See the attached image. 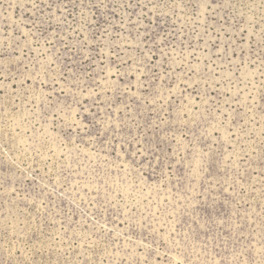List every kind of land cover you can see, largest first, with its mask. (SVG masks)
I'll return each instance as SVG.
<instances>
[{
	"label": "rangeland",
	"instance_id": "1",
	"mask_svg": "<svg viewBox=\"0 0 264 264\" xmlns=\"http://www.w3.org/2000/svg\"><path fill=\"white\" fill-rule=\"evenodd\" d=\"M0 264H264V0H0Z\"/></svg>",
	"mask_w": 264,
	"mask_h": 264
}]
</instances>
